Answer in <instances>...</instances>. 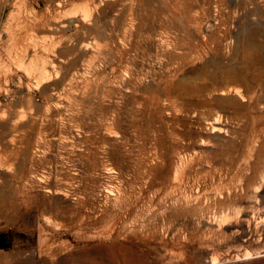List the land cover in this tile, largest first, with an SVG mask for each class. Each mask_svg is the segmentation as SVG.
Masks as SVG:
<instances>
[{"label":"rangeland","instance_id":"374dc122","mask_svg":"<svg viewBox=\"0 0 264 264\" xmlns=\"http://www.w3.org/2000/svg\"><path fill=\"white\" fill-rule=\"evenodd\" d=\"M15 2L2 263L264 264V0Z\"/></svg>","mask_w":264,"mask_h":264},{"label":"crops","instance_id":"0c3cea01","mask_svg":"<svg viewBox=\"0 0 264 264\" xmlns=\"http://www.w3.org/2000/svg\"><path fill=\"white\" fill-rule=\"evenodd\" d=\"M16 1L18 2V0ZM46 1L48 4L47 6H44L45 9L43 10H47V8L51 9V11L55 14V17L62 16V14H66L67 12H71L75 10V8L80 7L81 5H84V4H89L92 7L94 4L98 6L99 1H102L100 5V7L102 8L108 5L110 7L112 6V4L116 5L114 3L116 0H46ZM35 7H36L35 5L32 6L29 3H23V4H17L16 2L12 4L0 3V24H1V19L3 18V15L5 12H20L24 10L25 11H32V10L37 11ZM0 251H3V249H0ZM1 256L2 255H0V257ZM0 264H3L1 260H0ZM27 264H37V263L35 260H31L27 262Z\"/></svg>","mask_w":264,"mask_h":264},{"label":"bare ground","instance_id":"6f19581e","mask_svg":"<svg viewBox=\"0 0 264 264\" xmlns=\"http://www.w3.org/2000/svg\"><path fill=\"white\" fill-rule=\"evenodd\" d=\"M213 131L222 134L224 131V127L223 125H221V123L216 121V123H214Z\"/></svg>","mask_w":264,"mask_h":264},{"label":"trees","instance_id":"16d2710c","mask_svg":"<svg viewBox=\"0 0 264 264\" xmlns=\"http://www.w3.org/2000/svg\"><path fill=\"white\" fill-rule=\"evenodd\" d=\"M4 237H5V234H0V249L8 248L6 245L1 244V240L4 239Z\"/></svg>","mask_w":264,"mask_h":264}]
</instances>
